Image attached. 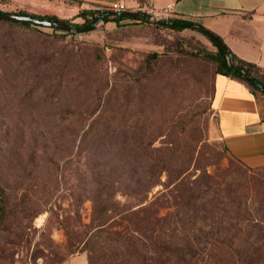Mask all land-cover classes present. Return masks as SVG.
<instances>
[{"label": "rangeland", "instance_id": "1", "mask_svg": "<svg viewBox=\"0 0 264 264\" xmlns=\"http://www.w3.org/2000/svg\"><path fill=\"white\" fill-rule=\"evenodd\" d=\"M23 4L0 0V11H29ZM213 52L196 30L133 20L87 34L30 26L0 35V177L21 180L0 226V264H126L116 242L124 214L109 210L98 218L95 207L100 200L130 204L115 181L139 177L127 158L135 152L125 149L135 144L146 146L151 172L160 171L147 194L156 216L189 205L199 224L210 222L206 246L196 232L197 264H264V168L246 169L223 150L211 102L216 66L204 57ZM149 53L157 58L147 71ZM32 56L55 60L18 81L9 62ZM261 66L253 72L264 81ZM35 75L40 84L30 95ZM66 109L93 114L65 119ZM46 125L65 128L58 145L41 132ZM201 187L211 190L207 204L191 195ZM97 231L99 239L91 234ZM165 257L150 256L148 264Z\"/></svg>", "mask_w": 264, "mask_h": 264}, {"label": "trees", "instance_id": "2", "mask_svg": "<svg viewBox=\"0 0 264 264\" xmlns=\"http://www.w3.org/2000/svg\"><path fill=\"white\" fill-rule=\"evenodd\" d=\"M0 15H16V16H25L31 17L35 19H39L42 21L48 22H56V23H65L68 24L67 21L59 19L55 15H35L32 13H27L23 10L13 11V12H5L0 11ZM79 18V22L74 23L71 27H73L76 32L75 33H88L90 31L80 32L82 30L88 29L92 25L94 28L96 26L103 27L106 23H113L115 28L120 26L122 22L133 20L136 22H144L151 23L155 26L168 28L172 30H183L185 28L180 27L176 24L183 23L178 20H166V21H155L150 22L144 18H130L124 17L116 14L110 8H96V9H88V10H80L77 15L72 19L75 20ZM175 23V24H169ZM69 25V24H68ZM0 35L6 34L9 36L12 32H15L16 29L23 30L27 27H39L38 25L32 24L30 22L25 21H16V20H4L0 19ZM2 27H5L2 28ZM94 28L92 30H94ZM53 31H59L66 34H70L66 31L52 29ZM7 32V33H6ZM218 37V36H217ZM220 40L221 38L218 37ZM209 40V39H208ZM212 46L215 48V52L213 53H205L204 57L206 60L211 61L215 64V75L220 74L229 78L236 79L238 81L246 84L252 91H258L264 94V81H262L257 75L254 74L253 69L258 71L256 65L243 61L237 58L235 55L230 53V56L221 49L218 45L209 40ZM152 58H157L155 53H149L146 55V70L149 71L151 67ZM20 58L17 60H11L9 62V68L12 69V74H14L15 78L18 81L26 82L30 80V76L28 73L34 72L36 73V69H38L37 65H48L51 64L53 59L52 57H37L32 56L25 59L24 64L17 63ZM13 66V68H12ZM24 66V67H23ZM6 68V67H5ZM23 72V73H22ZM25 72V74H24ZM214 75V76H215ZM37 80V85H30L28 94L32 95L34 90L39 88V78L37 75L33 76ZM214 78V77H213ZM34 79V78H33ZM55 80V79H54ZM35 82V81H33ZM59 90L62 87L61 81L55 86ZM63 88V87H62ZM212 98H213V81H212ZM211 98V102H212ZM105 101H109V97L104 99ZM63 112V118L65 119H73L82 117H90L92 113L87 112H76L70 111L66 109ZM46 115V114H44ZM60 125H46L43 129L44 134L50 135V141L52 144L58 145L61 135L63 134V130L65 128H59ZM67 131L71 132V137L75 138L76 133L74 129L68 128ZM69 134V133H68ZM71 142V140H70ZM98 146H105L107 142H97ZM109 143V142H108ZM124 143V142H123ZM122 143V145H123ZM118 143L110 142L108 146H117ZM144 147H146L144 145ZM142 144L131 145V147H125L129 152H135V155L131 157L127 155L128 160H131L135 163L137 168L140 170L139 177L135 174L134 181L129 183H124L121 185L119 181H115V189L118 192H121L128 199V205L124 204H114L110 205L109 200H100V203L95 207L98 218H102L106 215L109 210H118V214H124V220H126V224L121 225L122 232H116V242L120 248L124 250V258H127L125 263L131 264H148L150 260V256L162 255L163 259H159L155 261V264H197L196 263V252L194 248L198 243L196 238V232H199L203 237L200 239L204 246L207 245L206 238L208 237L211 231L210 222H206L204 219H200V224L196 218V211L191 210L194 209L195 206H180L179 204L173 205V210L166 213L164 216L157 217L158 211H154L151 208V203L147 202V194L150 190L156 186L159 181V173L156 171L155 173L151 172V168L149 166V162L152 160L151 156H148L146 153V148H144ZM223 150L226 151L232 158L238 161L235 157H233L226 146L223 143ZM139 151H142L141 155H137ZM244 168L250 169L244 166L240 161H238ZM131 170V168H130ZM129 170V171H130ZM5 181H1L0 177V226L4 225L7 219L10 216V207L9 204V192L16 187L18 183L17 180L14 183H10L8 179L4 178ZM22 179V178H21ZM10 183V184H9ZM100 184V185H99ZM100 187L104 188V184L99 183ZM113 184V186H115ZM177 189V184L175 185ZM100 190V189H99ZM104 190V189H103ZM103 190H100L103 193ZM201 193L198 195L191 194L194 202H199L201 204H207L213 200L210 197L209 193L211 192L209 187H201ZM106 194V193H105ZM96 199V198H94ZM93 199V200H94ZM198 199V200H197ZM197 200V201H196ZM105 203L107 205H105ZM189 208V209H188ZM191 208V209H190ZM251 230H254V225H248ZM93 237H98L101 234V231H97L93 234ZM97 234V235H95ZM161 253V254H160ZM123 255V254H122ZM235 256H239L238 253ZM123 263V260L120 261V264Z\"/></svg>", "mask_w": 264, "mask_h": 264}, {"label": "crops", "instance_id": "3", "mask_svg": "<svg viewBox=\"0 0 264 264\" xmlns=\"http://www.w3.org/2000/svg\"><path fill=\"white\" fill-rule=\"evenodd\" d=\"M27 13L73 19L80 10L123 3L125 12L143 13L140 0H22ZM159 20L197 24L221 38L237 58L262 67L264 62V0H151ZM171 5L167 12H163ZM26 12V11H25ZM79 22V18L72 20ZM102 29H113L106 23ZM90 33V32H89ZM87 34V33H86ZM89 38V36H88ZM101 38V36H100ZM99 42L102 39H98ZM212 108L220 139L230 154L250 169L264 168V94L217 74Z\"/></svg>", "mask_w": 264, "mask_h": 264}, {"label": "water", "instance_id": "4", "mask_svg": "<svg viewBox=\"0 0 264 264\" xmlns=\"http://www.w3.org/2000/svg\"><path fill=\"white\" fill-rule=\"evenodd\" d=\"M116 14H118L120 16H124V17L144 18V19H147L148 21L152 20V17L149 14L142 13V12L141 13H134V12L122 11V12H117ZM0 19L30 22V23L38 25V26L47 27V28H51V29H58V30L66 31L68 33H75L76 32V30L73 27H71L70 25L65 24V23L42 21L39 19L31 18V17L16 16V15H0ZM157 21H159V20H157ZM161 21H165V20H161ZM167 23L175 24V23H170V22H167ZM176 25L183 27V28L192 29V30H196V31L200 32L205 37H207L210 41H212L213 43L218 45L221 49H223L230 56V51L228 50V48L226 47L224 42L222 40H220L216 35H214L210 31L206 30L205 28H203L197 24H193V23H178ZM93 28H94V25H92L88 29L82 30L80 32H84L86 30L90 31Z\"/></svg>", "mask_w": 264, "mask_h": 264}, {"label": "built area", "instance_id": "5", "mask_svg": "<svg viewBox=\"0 0 264 264\" xmlns=\"http://www.w3.org/2000/svg\"><path fill=\"white\" fill-rule=\"evenodd\" d=\"M139 6L142 9L143 13L149 14L152 17L151 21H157L159 13L154 9V6L151 2V0H140ZM171 5H167L164 9L163 12H167L169 10ZM109 8L113 12H122L125 10V6L123 3H113L112 5L109 6ZM262 127L264 129V123H262Z\"/></svg>", "mask_w": 264, "mask_h": 264}]
</instances>
